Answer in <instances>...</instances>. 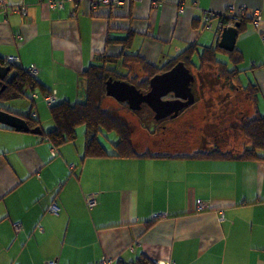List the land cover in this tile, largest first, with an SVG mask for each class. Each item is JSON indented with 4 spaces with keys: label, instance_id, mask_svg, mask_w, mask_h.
Returning a JSON list of instances; mask_svg holds the SVG:
<instances>
[{
    "label": "crops",
    "instance_id": "crops-1",
    "mask_svg": "<svg viewBox=\"0 0 264 264\" xmlns=\"http://www.w3.org/2000/svg\"><path fill=\"white\" fill-rule=\"evenodd\" d=\"M8 1L28 12L7 21L0 15V57L36 66L56 101L70 102L84 100L82 73L95 56L120 55L130 30L128 50L163 65L190 44L200 52L218 43L222 13L245 7L234 50L240 72L259 85L264 114V18L256 25L253 17L264 15V0H127L95 8L97 0L63 7ZM28 93L34 104L19 96L0 107L23 116L34 105L42 131L52 129L42 89ZM19 98L28 111L15 108ZM43 132L0 123V264H129L142 254L158 264H264V160L86 157L85 146L55 149ZM92 192L98 205L89 209ZM54 202L57 213L49 211Z\"/></svg>",
    "mask_w": 264,
    "mask_h": 264
},
{
    "label": "trees",
    "instance_id": "trees-1",
    "mask_svg": "<svg viewBox=\"0 0 264 264\" xmlns=\"http://www.w3.org/2000/svg\"><path fill=\"white\" fill-rule=\"evenodd\" d=\"M236 20L241 21L242 19L241 17H237ZM230 22H232V17L230 15H222L223 26ZM133 34V31L130 30L126 38L121 39L120 42L123 45V51L120 55L97 54L90 66L83 71L81 86L85 91L84 100L77 102H70L67 100L54 101L50 103V111L55 126L52 129L44 131L43 134L55 149L67 143H73L77 139L78 128L84 125V135L86 139L84 154L86 157H99L113 154L121 158L148 156L151 158L177 157L264 160V114H261L259 111V85L254 82L246 84L241 83V72L238 68L241 58L237 56L235 50L226 51L220 48L218 43H215L214 45L205 46L202 51L197 52L198 48L194 44H190L186 49L182 50L174 57H171L167 63L157 65L147 60L140 53L130 52L128 50L132 42ZM220 52L226 54V60L220 58ZM195 57H198L199 62H195ZM180 61H183L188 68H194L196 75H198L197 78L201 81V72L205 69L212 68L214 65L219 66L222 68L226 78H229V82L231 83L233 80H238L242 89L247 94L248 99L252 103V109L250 111L248 110V112L241 113L242 117L241 115L240 117L242 123H240V125L237 123L235 126L238 130L240 129L239 131L240 134L242 133V139L241 141H235V149L233 152L223 150V148L216 146L214 148H205V151L202 153L188 155L179 154L182 149L179 151V149H177L178 146H176V149L171 153L165 152L163 154L161 151L155 154L141 153L133 145L130 122L117 110L105 106L104 100L109 96L107 93L109 80L126 81L135 84L141 91L147 92L150 89V79L152 77L171 69ZM229 61L230 63L233 61L232 67L229 66ZM0 63L4 64V58L0 57ZM12 69L16 71V75L4 89H0V100H10L19 96L29 97L34 104L35 99L33 95H29V91L34 92L36 88H41L44 94L49 92L35 75L30 74L26 69L17 65L12 66ZM136 69L140 72H137ZM141 73L147 76H140L139 74ZM195 84L196 79L192 83V90L194 93ZM122 103L127 104L129 102L125 100ZM33 107L31 106L30 111L25 113L23 117L27 119L31 127L40 126L41 121L39 117L33 115ZM183 108L180 109L179 113L183 111ZM149 109L152 110L150 107ZM173 117L174 116L170 118ZM108 132L116 136V141L112 139L110 134L107 135ZM102 137H106L113 143L116 149L114 153L110 154L105 148ZM212 139L214 142L221 144L222 139L218 134L212 135ZM169 143L174 145L175 142ZM169 143H167V145H169ZM173 152L176 154H172ZM96 193L98 201L99 193ZM97 205L98 202L95 206ZM94 207H89V209H93ZM49 211L57 213L59 207L56 211L49 208ZM129 264H158V262L142 254Z\"/></svg>",
    "mask_w": 264,
    "mask_h": 264
},
{
    "label": "rangeland",
    "instance_id": "rangeland-1",
    "mask_svg": "<svg viewBox=\"0 0 264 264\" xmlns=\"http://www.w3.org/2000/svg\"><path fill=\"white\" fill-rule=\"evenodd\" d=\"M219 56L221 59H227L225 53L220 52ZM198 60V57H195V62H199ZM229 66L232 67V64L230 63ZM137 72L140 71L137 70ZM191 72L196 79L194 86V98L196 100L192 104L185 106L183 111L173 118H157L156 112L150 110L149 105L146 103L140 108L134 109L130 107L129 103H122L123 101L117 100L110 95L104 100L105 106L117 110L130 122L132 142L139 152L146 154H155L160 151L163 154L165 152L171 153L176 149V146H178L177 149L179 151L183 150L179 154L188 155L202 153L205 148H214L216 146L233 152L235 141H241L242 133L240 134V129L238 130L235 126L237 123L239 125L242 123L241 113L250 111L252 103L239 81L233 80L230 83L229 78H226V75L223 74L222 68L216 65L201 72L202 81L197 78L198 75H196L195 70ZM244 73H241V77L248 83ZM177 98L175 93H172L164 99L173 101ZM17 100L18 103L16 106L14 105L15 108H23L24 111L29 110V104H27L25 99L19 98ZM45 102L47 101L45 100ZM50 119H52V116ZM42 121L45 126L49 122L46 118L42 119ZM84 133L85 126L82 125L77 130L75 144L85 146ZM108 134L116 141V136L113 133L108 132ZM214 134H218L221 137V144L213 141L212 135ZM102 138H104L103 144L105 148L110 154L114 153L116 149L113 143L106 137ZM169 142H175L177 145ZM172 154L176 153L173 152ZM102 157L113 158L119 156L113 154L99 156V158Z\"/></svg>",
    "mask_w": 264,
    "mask_h": 264
},
{
    "label": "water",
    "instance_id": "water-1",
    "mask_svg": "<svg viewBox=\"0 0 264 264\" xmlns=\"http://www.w3.org/2000/svg\"><path fill=\"white\" fill-rule=\"evenodd\" d=\"M241 24L235 22L233 25L221 26V35L218 46L226 51H233L239 34ZM15 77L16 71L11 65L0 63V84ZM195 76L183 61H180L171 69L160 73L150 79V89L147 92L141 91L126 81L109 80L107 93L120 101L127 100L131 108L137 109L144 103L156 112L157 118L168 116L170 113L177 116L180 109L192 104L195 100L192 90V83ZM4 85L2 86V89ZM175 93L177 99L170 101L164 97L170 93ZM0 123L8 125L16 130L41 134V126L31 127L23 116L12 113L4 108H0Z\"/></svg>",
    "mask_w": 264,
    "mask_h": 264
},
{
    "label": "built area",
    "instance_id": "built-area-1",
    "mask_svg": "<svg viewBox=\"0 0 264 264\" xmlns=\"http://www.w3.org/2000/svg\"><path fill=\"white\" fill-rule=\"evenodd\" d=\"M66 1H72L74 2L76 5H78L80 2H82L83 0H51V5L53 7H63L64 3ZM127 2V0H97L95 2H93V8L97 7L98 5L102 4V5H108L111 7H118L120 5H124ZM18 12L20 14L26 15L28 12V6L27 5H12L9 3L8 0H0V15H2V18L4 21L8 20V17L10 14ZM73 13H75V11H73ZM247 13V9L245 7L242 6H238L236 7L235 5H230L228 7V9L222 13V15H230L232 17V22H230L227 25H233L236 21V18L239 17V15H244ZM253 17L255 18L254 21L256 23V25L259 24V22L264 18L263 12L260 10H256L253 12ZM211 18V14L206 16V20L207 22H210ZM19 61V58L15 57V56H8L4 59V64L5 65H11V66H15L17 65ZM27 71L30 74L35 75L37 72V67L36 66H31L27 69ZM45 100L48 103H53L54 101H56V97H55V93L54 91H50L45 93ZM97 193L96 192H92L88 195L87 197V204L89 207H94L97 204ZM203 204H200V209L203 208ZM58 205L56 202H54L50 209L52 210H57ZM155 217H159V215H155ZM47 264H56V262L54 260L49 261Z\"/></svg>",
    "mask_w": 264,
    "mask_h": 264
},
{
    "label": "flooded vegetation",
    "instance_id": "flooded-vegetation-1",
    "mask_svg": "<svg viewBox=\"0 0 264 264\" xmlns=\"http://www.w3.org/2000/svg\"><path fill=\"white\" fill-rule=\"evenodd\" d=\"M14 78V75L13 76H11L8 80H6L5 82H3V83H1L0 84V89H2V86L4 85V87L7 85V84H9L11 81H12V79ZM4 89V88H3ZM170 93V92H169ZM170 94H172V93H170ZM169 95V94H168ZM168 95H166V97L168 96ZM172 113H170L168 116H166V117H162L161 119H165V118H168V117H172ZM160 119V118H159Z\"/></svg>",
    "mask_w": 264,
    "mask_h": 264
}]
</instances>
